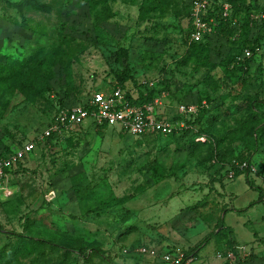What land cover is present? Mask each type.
<instances>
[{"label":"rangeland","instance_id":"obj_1","mask_svg":"<svg viewBox=\"0 0 264 264\" xmlns=\"http://www.w3.org/2000/svg\"><path fill=\"white\" fill-rule=\"evenodd\" d=\"M236 1L240 36L215 29L199 60L183 0H0V62L29 60L0 82V153L35 143L0 187V264H108L92 245L119 264H264V0ZM239 49L242 69L212 68ZM125 74L134 95L164 88L162 115L206 105L211 136L87 124L38 139L58 106Z\"/></svg>","mask_w":264,"mask_h":264},{"label":"built area","instance_id":"obj_2","mask_svg":"<svg viewBox=\"0 0 264 264\" xmlns=\"http://www.w3.org/2000/svg\"><path fill=\"white\" fill-rule=\"evenodd\" d=\"M211 7L212 0H190L192 28L188 33L189 41H202L206 35L214 32L212 24L214 18L209 20L206 18ZM229 13L230 5L224 2L223 16H227ZM250 54L251 51L245 49L244 56ZM154 84L155 81H150L148 85L153 86ZM165 98H167V94L163 91L150 103L136 104L127 98L125 90L119 85L93 89L85 96H81L74 104L61 108L50 124L43 129L38 139L43 140L52 132L61 134L87 124L118 127L134 137L155 133L170 134L177 128L175 122L159 113ZM197 108L196 105L182 103L177 107V113L181 115L196 114ZM176 124L179 127L185 126L184 120H180ZM34 148L33 140L26 141L13 153L0 156V187L11 177L12 170L17 163L22 161ZM166 258L170 260L169 256ZM186 264H190V261H187Z\"/></svg>","mask_w":264,"mask_h":264},{"label":"trees","instance_id":"obj_3","mask_svg":"<svg viewBox=\"0 0 264 264\" xmlns=\"http://www.w3.org/2000/svg\"><path fill=\"white\" fill-rule=\"evenodd\" d=\"M227 2L230 5V13L227 16H223V3ZM183 4L185 7V16L187 18V26H186V31H185V44L186 46V53L188 55L189 58L191 57H196L197 59L200 60V58L202 57V54L204 52H207L211 49V35H206V37L202 40V41H189V37H188V33L190 32L191 28H192V20H191V10H190V0H183ZM243 4L241 3H237L236 0H212V7L210 8V10L208 11V14L206 16V18L209 20L210 18H214L213 21V26H214V31L215 29L221 28V30H227V31H232L235 32L236 30L240 29L243 25L241 23V20L243 19ZM247 15L248 18H250V11L249 9H247ZM240 36V33H236L235 32V36L237 37ZM240 43V42H238ZM255 44V42H254ZM244 45V44H242ZM251 47L250 45H247L246 48ZM245 48V49H246ZM252 48V47H251ZM249 48V49H251ZM240 50L237 52H233L232 55H230L229 57L222 60L223 63L220 64H212V68L216 69L219 65H222L224 67V71L225 72H233L236 73V70H240L243 68V64L244 62H246L245 59H242L240 57ZM244 50V49H243ZM198 60V62H199ZM244 60V61H243ZM29 67V60L28 59H18V58H10L8 57L7 61L5 62H0V82H6L9 80H13L16 79L18 77H20L22 75V73L27 70V68ZM229 70V71H228ZM242 79V82L245 80V77L243 74H241L239 76ZM214 78V76H213ZM131 80V76L129 74H125L123 77L119 78V83H117L114 86H121L125 92H126V96L127 98L132 102V103H136V104H143V103H150L152 101H154V99L156 97H159L161 95V92H165L163 87H156L155 84L153 86H145L143 87H138V92L134 95L133 91H131V89L128 87L129 86V82ZM216 80V79H215ZM113 86V87H114ZM81 96L77 97V100L75 102H77L79 100ZM74 102V103H75ZM210 102V101H209ZM72 103V104H74ZM71 104V105H72ZM70 106V105H69ZM63 107L66 106H58L56 109V113ZM206 105H199L197 108V113L196 114H191V115H181L179 113H175V115L173 116H168L166 115L169 120H171L172 122L175 121H180V120H184L185 122V126L182 127H177L172 133H170L171 135H176L179 134L182 135L184 133V135H186L188 132L192 131L191 129L196 130L195 132V138L191 139V144H194L195 146H200L202 144H204V140L203 139H199L200 137H208L211 136V132L208 129H205L203 124V113L204 111H206ZM55 113V114H56ZM54 114V116H55ZM54 116L50 119V121L48 122V125L50 124L51 120L54 118ZM106 127L108 125L105 124H96L94 125V127L100 128V127ZM187 132V133H186ZM59 135V133L57 132H52L49 136H47L45 139L41 140L44 143H48L49 141H51L52 139H54L55 137H57ZM149 135H159V133H155V134H145L142 135L140 137H145V136H149ZM169 135V134H168ZM40 141V140H39ZM207 148L209 150H211V152H215L214 151V146L212 145V143H210ZM7 154L10 153H4L1 152L0 156H5ZM22 161H19L17 163V165L15 166V168L12 170V173L17 172L19 164ZM216 228L219 226H222L226 229H228L229 231H232V227L229 225L225 224V221L223 218H220L217 221L216 224ZM216 228L214 230H212L211 232H209L204 238L203 240L200 242V244L197 246V248L201 247L202 245L207 244L210 239L218 234L220 231H217ZM91 254H97V256L103 258V260H105L108 264H119L117 263L114 259H112L109 255L105 254L97 245H92L91 246V250L89 255ZM85 260H87L86 264H91V259L90 256H86Z\"/></svg>","mask_w":264,"mask_h":264}]
</instances>
